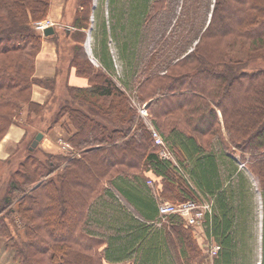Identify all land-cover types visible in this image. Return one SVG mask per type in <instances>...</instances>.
<instances>
[{
  "label": "trees",
  "instance_id": "trees-1",
  "mask_svg": "<svg viewBox=\"0 0 264 264\" xmlns=\"http://www.w3.org/2000/svg\"><path fill=\"white\" fill-rule=\"evenodd\" d=\"M82 1L86 11L62 41L72 40L69 66L88 84L65 83V95L78 105L65 100L49 126L60 122L74 152L39 159L37 148H29L37 130L10 172L0 196V237L12 248V262L196 264L205 257L202 243H216L213 264H252L257 205L251 176L262 203L264 264V68L248 67L251 56L264 53V0H183L176 28L194 37L182 36L161 62L147 57V75L136 87L150 125L111 77L109 42L131 69L140 32L172 0H104L107 14L99 10L95 18L99 69L84 53L92 0ZM50 2L0 0V141L11 125H22L24 111L26 123L42 111L31 100L34 85L52 91L53 79L34 76L43 37L33 24L47 16ZM151 127L163 146L155 144ZM164 149L168 158L160 155ZM200 195L211 202L202 226L159 216L160 203Z\"/></svg>",
  "mask_w": 264,
  "mask_h": 264
},
{
  "label": "rangeland",
  "instance_id": "rangeland-1",
  "mask_svg": "<svg viewBox=\"0 0 264 264\" xmlns=\"http://www.w3.org/2000/svg\"><path fill=\"white\" fill-rule=\"evenodd\" d=\"M212 1L214 2V0ZM51 2H50V6H51ZM59 2H64V9H63L64 13L62 20L65 21L66 23H69L70 25L74 22V20L77 17H79L86 11V8L84 6V1L82 0H59ZM213 2H211L210 8H212ZM106 3L107 2H104V0H92V2L89 3V9L91 10L89 16L90 26L88 29H86L83 48L87 60L95 67V69L101 68L100 63L94 56V52H93L94 33H95V25H96L95 18L97 15V11L101 9L103 11L105 9V12L107 14ZM50 6H49V10H50ZM49 10L47 12V16L39 21L50 22L53 28H56L58 30L59 40L58 41L54 40V41L56 42L57 52L60 55L57 64L58 67H56L55 69L56 71L55 74L52 77H46L47 79L51 78L54 81L48 82L47 86L52 91H56L59 95L62 94L63 98H61L60 102L54 100V98L56 97L58 98V95L55 96L52 94V91H49V89L36 84V86L43 88L47 92L44 101L41 103L34 101L31 98L32 101L42 104L44 106L42 111H40L39 115L36 116L33 115L30 123L24 122V114L26 113V111H24L21 115V119L19 120L20 123L22 122V125H15V124L11 125L8 131L5 133L3 139L0 141V196L3 194L5 190V184L7 179L9 178L10 172L15 166H17L18 162L23 158L25 148L29 143L30 137L35 131L38 130V132L40 131V133L43 134L42 139L35 147L37 148L35 156L38 157L39 159H43L45 154H51L52 156H57L59 154H68L72 156L71 152H74L73 147L67 141L68 134L61 128L60 122L53 125L52 128H49V126L52 124V121L54 120L53 119L54 116L59 111L60 106L63 105L65 100H69V99L71 100L70 95H69L70 97L68 95L67 96L65 95L64 89H66L65 83L66 80L68 79L67 66L69 67V70L73 69L70 68L69 65L71 59H73L74 57V49H73L74 47L72 40H69V42L67 43H63L62 41L64 31L67 28L65 27L62 29L58 28V24H56L51 18H49L48 16ZM192 10L193 9H191L190 11ZM184 11H185V5L183 0H172V2H165L164 11H161L160 13L157 14L154 22L146 23L143 31L140 32V35L142 36L141 41L139 40L138 46L135 48L137 57L136 59H134V61L136 60L135 61L136 64L131 69H127L123 64L119 56L118 48L115 42L114 41L109 42V52L111 53L113 60V69H112L111 77L117 83V85L121 87L122 90L125 91L126 95L129 96L131 104L135 106L137 110V114L143 119V121L147 125H150L148 122L149 113L147 110V103L139 102L136 87L138 86V82L142 80L143 75L145 76L147 75L144 73V69H143L144 66H147V57L151 55H155L156 59L159 62H161L167 59L169 54H171L179 46H181L180 39L182 36L189 34L188 36L189 38L194 37L195 32H190V30L185 32L181 28H176V25H178L176 23L181 18V14ZM210 13L211 12H209L208 19L210 18ZM34 24H33V28L35 29ZM190 24H192L191 21ZM190 24L188 26L189 29H190ZM88 35L90 36L88 37ZM169 37H171L170 40L167 39ZM88 39L89 42H87ZM196 41L197 40H195L193 44L189 47L188 52L193 49ZM233 57L240 60L246 59V56H244L241 53H235ZM248 67L249 69L264 68V53H259L251 56V58L248 61ZM73 73L75 76L81 77L75 73V69H73ZM40 79H44V78H40ZM86 84H88L87 79H86ZM204 84L205 82H203V85ZM51 94L52 97L50 96ZM77 103L78 101L72 103L71 100V106L72 105L75 106ZM151 130L152 131L154 130L153 127H151ZM32 140L33 139H31L30 144ZM66 144L69 145L67 146ZM166 152L169 155V152L167 150ZM236 154L239 155L238 152H236ZM248 155L249 154H247V156ZM10 157H12L11 161L9 163H6V160L9 159ZM172 160H174L173 156H172ZM241 167H243V165L239 164V168ZM86 168L88 170L90 169L87 165ZM58 171L59 170L55 172L57 173ZM55 172H53L52 174L53 175L56 174ZM248 177L251 182V186L253 187V190L256 192L255 194H257L258 197L260 198L257 204L258 207H257V213H256L255 225H254L256 232V241L253 246V252H251L249 260L251 259L252 264H261L262 262L261 260L263 257V249H262L263 210L261 204V197L257 192L258 191L257 183L251 176ZM150 184L152 185V183ZM194 201H196L197 203H205V202L211 203L210 198L204 197L202 195L198 196V199H195ZM165 202L174 204L172 201H165ZM202 246L205 248L207 254L206 253L205 255L203 254L205 257H203L200 260V262L196 264H213V259L217 256V254L216 256H214V258L210 259L208 257L209 245L207 243H202ZM12 253H13L12 248L11 249L8 248L0 237V264H14L12 262Z\"/></svg>",
  "mask_w": 264,
  "mask_h": 264
},
{
  "label": "crops",
  "instance_id": "crops-1",
  "mask_svg": "<svg viewBox=\"0 0 264 264\" xmlns=\"http://www.w3.org/2000/svg\"><path fill=\"white\" fill-rule=\"evenodd\" d=\"M64 9V2H59V0H52L50 10H49V18H51L56 24H58V28H69L70 30H73L71 25L69 23H66L62 20L63 17V11ZM105 12L101 9V14ZM93 15V12H92ZM62 22V23H61ZM67 34V33H66ZM52 35L58 36V30L54 28V33ZM52 35L43 36L42 43L39 49V52L37 53V56L35 58V72L34 75L37 78H46V77H52L55 74V69L59 61V53L57 52L56 42L51 37ZM90 35H88L89 37ZM65 41L69 42V38ZM89 42V39L87 40ZM68 71V79L66 80V83L70 86H78L83 87L86 86V79L77 77L73 73V69L69 70V67L67 66ZM47 92L40 88L39 86L34 85L32 87L31 92V98L34 101H37L39 103L43 102L46 97ZM260 198L257 194H255V197H253V203L255 205L258 204V200ZM257 203V204H256ZM262 204V203H261ZM258 207V206H257ZM257 207L254 209L255 213L257 212Z\"/></svg>",
  "mask_w": 264,
  "mask_h": 264
},
{
  "label": "built area",
  "instance_id": "built-area-1",
  "mask_svg": "<svg viewBox=\"0 0 264 264\" xmlns=\"http://www.w3.org/2000/svg\"><path fill=\"white\" fill-rule=\"evenodd\" d=\"M49 26H52V24L46 21H38L34 24L35 29L40 33H42L43 30H45ZM152 134L155 139V144L159 146H163V141L160 135L154 130L152 131ZM66 145L68 146L69 144ZM160 155L164 158L169 157L166 150H162L160 152ZM150 183L151 182L148 181V184ZM158 212H159V216L162 218L169 215L181 216L184 219L186 226H190V225L202 226L201 224L204 220L205 215L211 212V203L208 202L197 203L194 200H187L185 202L178 204H171L164 202L158 206ZM219 250H220V246L218 244L211 243L208 248V257L210 259L214 258V256H216Z\"/></svg>",
  "mask_w": 264,
  "mask_h": 264
},
{
  "label": "water",
  "instance_id": "water-1",
  "mask_svg": "<svg viewBox=\"0 0 264 264\" xmlns=\"http://www.w3.org/2000/svg\"><path fill=\"white\" fill-rule=\"evenodd\" d=\"M53 33H54V28H53V27H48V28H46V29L43 31V35H44V36L52 35ZM42 137H43V134L40 133V132H38V133L35 135L34 139L32 140V142H31L29 148H30V149L35 148V147L38 145L39 141L42 139Z\"/></svg>",
  "mask_w": 264,
  "mask_h": 264
}]
</instances>
